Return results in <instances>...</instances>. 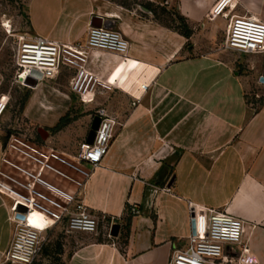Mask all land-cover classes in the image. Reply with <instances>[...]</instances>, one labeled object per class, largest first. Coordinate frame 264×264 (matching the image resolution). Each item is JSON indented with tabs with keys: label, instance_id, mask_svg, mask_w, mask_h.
<instances>
[{
	"label": "crops",
	"instance_id": "crops-1",
	"mask_svg": "<svg viewBox=\"0 0 264 264\" xmlns=\"http://www.w3.org/2000/svg\"><path fill=\"white\" fill-rule=\"evenodd\" d=\"M137 1L174 6L190 35L160 23L148 6L135 3L27 4L30 35L84 43L93 17H99L102 26L120 31L129 43L125 57L84 48L82 66L100 86L93 105L83 111L104 107L122 119L79 194L95 216L117 223V234L89 238L65 264H167L174 248L187 242L190 204L225 209L243 219L245 251L256 264H264V86L257 79L264 69L251 64L252 73L242 74L215 52L209 40L217 18L209 15L218 0ZM229 4L230 14L254 15L264 22V0ZM74 73L61 67L26 98L21 115L41 126L42 137L70 110ZM141 79L148 86L141 94L125 88ZM132 97L139 98L135 105ZM119 98L125 105L118 107ZM13 194L0 179V258L13 235Z\"/></svg>",
	"mask_w": 264,
	"mask_h": 264
},
{
	"label": "built area",
	"instance_id": "built-area-1",
	"mask_svg": "<svg viewBox=\"0 0 264 264\" xmlns=\"http://www.w3.org/2000/svg\"><path fill=\"white\" fill-rule=\"evenodd\" d=\"M229 1L218 0L209 15L210 20L221 17L227 21L224 49L244 55H264V22L254 15L230 14ZM17 41L15 65L18 81L22 83L35 81L37 84L45 79H53L62 66L69 67L75 69L70 82L71 91L84 100L94 99L96 88L100 86L97 78L86 72L82 66L86 59L84 48L104 50L122 57L127 55L129 49L128 40L120 31L92 24H89L87 28L84 43L76 42L72 44L73 47L67 43H59L37 35H20ZM257 79L264 86L263 71ZM1 83L0 75V85ZM147 87L145 85L142 88L145 91ZM4 97L6 95L0 93V115L5 110L8 101L7 97L6 99ZM132 98V105H135L139 98ZM94 116L99 118V123L94 130L93 140L91 143L84 140L77 153L78 161L87 164L89 168H76L80 173V178L75 180V191L66 193L58 189L61 193L59 196L72 203L74 211H70L67 206L39 192L36 195L31 194L58 211L53 224L59 222L66 214H70L69 229L84 233L97 232L99 218L83 204L79 192L91 172L100 165L110 146L115 128L119 124L117 117L108 113L104 107H97L91 114V120ZM55 157L68 163L65 159ZM35 159L50 166L47 161ZM12 165L36 178V175L22 167ZM3 175L7 176L4 173ZM130 211L135 212V207L132 206ZM23 214L22 211H19L15 217L17 219L25 218ZM188 216L191 230L187 242L183 246L174 248L167 264H256L245 251L246 246L243 239L245 222L243 219L232 215L225 209L207 208L201 210L191 204L188 206ZM16 222H14L11 241L2 253L0 264H32L39 253L41 237L38 231L40 230ZM107 236L111 237V228L108 229Z\"/></svg>",
	"mask_w": 264,
	"mask_h": 264
},
{
	"label": "rangeland",
	"instance_id": "rangeland-1",
	"mask_svg": "<svg viewBox=\"0 0 264 264\" xmlns=\"http://www.w3.org/2000/svg\"><path fill=\"white\" fill-rule=\"evenodd\" d=\"M116 1L126 5L135 3L148 6L152 16L160 23L176 28L180 32L184 31L183 23L172 5L150 6L137 0ZM28 2L29 0H0V75L2 77L0 93L8 95L6 108L0 115V179L28 194L36 195L38 192L44 194L67 206L70 211H74L72 203L66 201L56 192L47 189L41 182L49 183L66 193H72L76 190L75 180L80 178V173L76 168H89L87 164L78 161L77 153L80 144L87 137L91 114L96 108L86 112L83 109L90 108L95 100H84L78 95H72L73 102L67 112L66 125L57 132H53L49 128L48 133L43 134V137L38 132V127L41 126L21 115L20 111L26 98L33 91L32 88L36 86V84L32 86L29 82L22 83L18 81L15 65L18 37L20 35L31 36L28 34ZM219 20L223 28L220 27ZM226 24L227 22L223 25V19L211 23L212 27H217V29L215 27L216 32L213 31L215 36L209 40L215 52L220 57L228 59L234 68L242 74L250 75L252 73L253 70L249 68L251 64L255 65L257 70H263L264 55H244L224 49ZM200 31L201 27H199ZM114 91L118 96H123L121 90L114 89ZM124 103L125 101L121 98L117 100L118 107L125 105ZM121 119L122 117H117L119 124H121ZM63 131L67 132L66 137L61 136ZM11 144L18 148H14ZM55 156L65 159L68 163L60 161ZM35 158L43 162L47 161L50 166L38 162ZM12 164L36 175V178L18 170ZM3 173L8 177L4 176ZM7 202L8 205L12 203L8 199ZM14 211L15 208L13 214ZM69 215L66 214L59 222L43 232L39 253L32 264H65L68 256L76 247L89 238H112V235L111 237L107 236V231L109 228L112 230L113 226L117 225L116 222L99 218L97 232L73 231L68 227Z\"/></svg>",
	"mask_w": 264,
	"mask_h": 264
},
{
	"label": "bare ground",
	"instance_id": "bare-ground-1",
	"mask_svg": "<svg viewBox=\"0 0 264 264\" xmlns=\"http://www.w3.org/2000/svg\"><path fill=\"white\" fill-rule=\"evenodd\" d=\"M218 19H222V18H217V20ZM225 31H226V28H225ZM68 45L72 46V44H68ZM21 80L23 81V78ZM42 81H44V80H42ZM143 82H144V80L141 79V80L137 81L136 83H133V84L131 83L130 85L126 86L125 88L127 90H129V92H132L135 94H137V93L141 94L144 91V89L142 88L144 86ZM2 181L14 189L13 196L16 200V206H15L14 214L12 216L13 222L17 221L16 223L23 224L24 226L28 225V226H31L35 229L40 230V231H38L40 234V237L46 229L51 228L54 224L57 223L56 222L53 224L54 218H55L56 214L58 213L57 210L53 209L50 205H48L47 203L42 201L40 198H38L34 195H31V194H28V193L22 191L21 189L7 183L4 180H2ZM41 183L47 189H49L53 192H56L58 195H61L58 188H56L55 186H52L49 183H43V182H41ZM21 210H24L23 215L25 216V218L19 217L17 219L15 217V214L19 213V211H21ZM45 212H48V215ZM33 220H34V222H33Z\"/></svg>",
	"mask_w": 264,
	"mask_h": 264
},
{
	"label": "water",
	"instance_id": "water-1",
	"mask_svg": "<svg viewBox=\"0 0 264 264\" xmlns=\"http://www.w3.org/2000/svg\"><path fill=\"white\" fill-rule=\"evenodd\" d=\"M91 24L95 25V26H100L101 25V18L93 17ZM263 75H264V70H263ZM29 83H31L32 86H35V84H36L35 81L29 82ZM98 123H99V118L97 116H94L93 119L91 120L90 129H89L87 137L85 139L87 143L92 142L93 136H94V130L96 129ZM38 132L42 135V129L41 128H38ZM116 234H117V225H114L112 230H111V235H116Z\"/></svg>",
	"mask_w": 264,
	"mask_h": 264
},
{
	"label": "trees",
	"instance_id": "trees-1",
	"mask_svg": "<svg viewBox=\"0 0 264 264\" xmlns=\"http://www.w3.org/2000/svg\"><path fill=\"white\" fill-rule=\"evenodd\" d=\"M180 19H181V21L183 23V27H184V31L182 32V34L184 36L188 37L190 35V30L187 28V25L185 24L184 19L182 17H180ZM67 118H68V114H65L64 116H61L59 118L58 122L53 127L50 128L51 131H53V132L59 131L63 126L66 125Z\"/></svg>",
	"mask_w": 264,
	"mask_h": 264
}]
</instances>
